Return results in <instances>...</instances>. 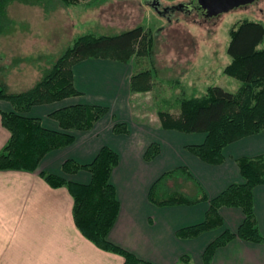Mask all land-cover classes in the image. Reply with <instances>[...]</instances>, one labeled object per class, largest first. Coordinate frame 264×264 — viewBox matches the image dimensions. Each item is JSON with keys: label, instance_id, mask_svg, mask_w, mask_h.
<instances>
[{"label": "crops", "instance_id": "0c3cea01", "mask_svg": "<svg viewBox=\"0 0 264 264\" xmlns=\"http://www.w3.org/2000/svg\"><path fill=\"white\" fill-rule=\"evenodd\" d=\"M58 1L40 0L31 4L36 9L34 16L51 17ZM34 23L25 22L27 25L19 31H43V27ZM7 27H11L10 22ZM23 39L17 47L4 49L2 56L11 68L18 63L16 60L39 63L33 59L44 55L41 50L36 52L37 38L27 37L26 43ZM73 73L80 94L34 105L25 115L39 117L46 127L59 130V122L50 115L58 108L89 103L106 105L109 110L90 129H70L74 141L47 153L36 171L0 170V264H124L122 255L98 247L77 227L74 197L69 189L53 187L40 175L46 171L74 182L89 183L92 177L89 171L67 173L62 164L66 159L88 163L103 146L111 147L119 155L111 182L116 188L120 209L108 239L153 264H204L202 254L207 244L224 228L236 231L244 217L242 210L222 207V228L194 238H180L176 231L203 221L209 203L160 206L150 199V190L164 173L181 166L189 170L210 198L231 183L244 182L237 158L264 153V130L226 145L222 163H207L186 148L187 144L203 142L205 132L166 129L161 125L159 114L158 123L149 119L148 106L143 105L150 102L151 98L145 94L151 90L131 89L134 69L130 62L87 58L73 66ZM30 77L33 78V72ZM33 79L35 81L36 77ZM0 110L10 111L13 106L0 99ZM115 123H125L128 131L114 132ZM9 138L10 131L3 125L0 114V150ZM153 142L160 144V152L147 160L145 152ZM166 185L177 186L188 193L195 191L194 184L183 178L168 179ZM170 189L160 188V191ZM254 208L264 234V184L254 188ZM186 255L189 259L182 260ZM210 264H264V242L235 238L215 251Z\"/></svg>", "mask_w": 264, "mask_h": 264}, {"label": "trees", "instance_id": "16d2710c", "mask_svg": "<svg viewBox=\"0 0 264 264\" xmlns=\"http://www.w3.org/2000/svg\"><path fill=\"white\" fill-rule=\"evenodd\" d=\"M14 0H0V36L9 25L7 7ZM34 4L40 0H19ZM66 3L76 0H63ZM149 30L138 25L116 35L85 33L77 37L62 55L54 59L48 67L37 66L41 74L33 85L21 91H10L6 85L0 86V99L9 101L13 110H0L3 125L10 131V138L0 150V170L36 171L42 158L50 151L70 145L75 136L69 130H87L109 110L102 104L74 103L58 108L50 115L56 119L61 129L46 127L39 117L25 115L32 106L52 103L76 96L80 91L74 84L73 66L87 58H108L130 62L136 55L150 51ZM227 52L231 61L223 72L241 81L236 91L231 92L221 86L210 85L202 95L180 97L179 112L159 110L162 127L184 132H205L201 143L187 144L186 148L200 159L211 164L224 161V148L230 142L264 130V39L262 22L243 20L234 24L230 31ZM137 44L140 49L135 51ZM150 70H140L131 77L133 91H148L153 82ZM125 123H115L114 132L126 133ZM160 152V144L151 143L145 158L150 160ZM119 162L118 153L109 146H103L88 163L66 159L62 169L75 173L85 169L92 174L89 183H79L65 177L42 171L40 175L53 187L66 186L74 197V220L80 231L98 247L118 253L124 257V264H153L140 259L131 251L114 244L108 233L114 225L120 203L116 188L111 182L113 169ZM244 182L231 183L222 192L209 197L200 183L186 167H177L164 173L150 190V199L157 205L194 204L207 201L209 208L203 221L184 226L176 231L180 238H194L224 225L222 207H238L243 212V220L236 231L224 228L205 247L202 259L210 264L215 251L235 238L262 243L264 234L258 225L254 208V188L264 184V153L256 156L237 158ZM175 178L187 179L194 184L193 193L185 192L177 186L160 193L159 183ZM183 256L182 260H188Z\"/></svg>", "mask_w": 264, "mask_h": 264}, {"label": "rangeland", "instance_id": "374dc122", "mask_svg": "<svg viewBox=\"0 0 264 264\" xmlns=\"http://www.w3.org/2000/svg\"><path fill=\"white\" fill-rule=\"evenodd\" d=\"M160 1L170 6L186 0ZM35 13L34 6L19 0L12 1L7 7L11 27H7L6 32H11L0 36V86L6 85L10 91L31 87L33 78L42 73L37 66L48 67L50 64L45 63L62 55L82 34L116 35L143 25L149 30L150 51L143 55L134 54L130 63L134 73L140 70L152 73L153 86L150 93L145 94L151 100L143 107L148 106L149 119L158 123L159 110L173 114L179 112L180 97L200 96L210 85L231 92L237 90L241 81L223 72L231 61L227 52L229 31L234 24L245 19L264 24V0L240 5L209 18H203L197 12L177 10L170 13L172 20H169L157 14L147 0H76L70 3L59 0L51 17L41 18L34 16ZM25 22H36L43 31H19L27 25ZM27 37L38 39L36 52L41 50L44 55L33 59L39 63L16 60L18 63L11 68L2 56L4 49L17 47L21 38L26 43ZM141 46L137 44L135 51ZM260 47H264V39ZM32 72L33 80L30 79ZM166 183L167 180L162 181L158 188L173 187ZM163 192L166 191L160 193Z\"/></svg>", "mask_w": 264, "mask_h": 264}, {"label": "flooded vegetation", "instance_id": "af4514ba", "mask_svg": "<svg viewBox=\"0 0 264 264\" xmlns=\"http://www.w3.org/2000/svg\"><path fill=\"white\" fill-rule=\"evenodd\" d=\"M147 4L152 7L157 14L169 20H172L170 13L177 10L187 13L197 12L201 14L203 18H209L207 10L201 6L198 0L179 1L175 5L170 6L163 5L160 0H147Z\"/></svg>", "mask_w": 264, "mask_h": 264}, {"label": "water", "instance_id": "95a60500", "mask_svg": "<svg viewBox=\"0 0 264 264\" xmlns=\"http://www.w3.org/2000/svg\"><path fill=\"white\" fill-rule=\"evenodd\" d=\"M201 6L207 10L208 16H213L234 7L248 4L256 0H198Z\"/></svg>", "mask_w": 264, "mask_h": 264}]
</instances>
